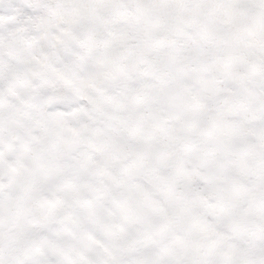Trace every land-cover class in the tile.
Instances as JSON below:
<instances>
[{"label":"snow or ice","instance_id":"1","mask_svg":"<svg viewBox=\"0 0 264 264\" xmlns=\"http://www.w3.org/2000/svg\"><path fill=\"white\" fill-rule=\"evenodd\" d=\"M0 264H264V0H0Z\"/></svg>","mask_w":264,"mask_h":264}]
</instances>
